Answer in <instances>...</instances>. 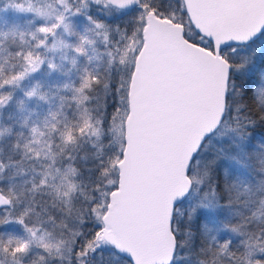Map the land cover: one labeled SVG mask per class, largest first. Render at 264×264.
<instances>
[{
	"label": "snow or ice",
	"instance_id": "6c2138e0",
	"mask_svg": "<svg viewBox=\"0 0 264 264\" xmlns=\"http://www.w3.org/2000/svg\"><path fill=\"white\" fill-rule=\"evenodd\" d=\"M0 264H264V0H0Z\"/></svg>",
	"mask_w": 264,
	"mask_h": 264
}]
</instances>
